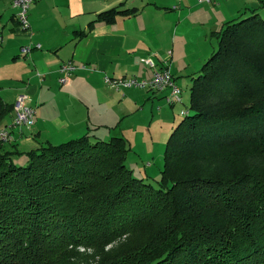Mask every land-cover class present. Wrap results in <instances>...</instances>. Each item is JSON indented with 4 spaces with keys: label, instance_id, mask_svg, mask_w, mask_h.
Segmentation results:
<instances>
[{
    "label": "trees",
    "instance_id": "obj_1",
    "mask_svg": "<svg viewBox=\"0 0 264 264\" xmlns=\"http://www.w3.org/2000/svg\"><path fill=\"white\" fill-rule=\"evenodd\" d=\"M138 12L112 8L89 25ZM214 34L157 187L131 174L121 136L38 143L16 151L24 166L0 148V264H88L78 247L121 238L95 264H264V19ZM13 106L0 96V129Z\"/></svg>",
    "mask_w": 264,
    "mask_h": 264
},
{
    "label": "crops",
    "instance_id": "obj_2",
    "mask_svg": "<svg viewBox=\"0 0 264 264\" xmlns=\"http://www.w3.org/2000/svg\"><path fill=\"white\" fill-rule=\"evenodd\" d=\"M173 1L39 0L29 7V27L26 30H21L15 14L8 11L7 22L0 30L2 42L4 40L0 46L5 45L0 56L9 58L12 54L13 59H26L27 89L32 86L37 88L34 100L28 96L27 102L35 109L34 124L30 130L14 129L10 134L12 146L20 143L38 147L45 142L57 145L90 135L89 130H97L102 124L103 121L98 119L113 115L111 103L116 102L117 93L112 88L108 91L104 86L105 77L122 80L129 75H138L148 79L150 76L147 77L140 60H153L158 56L152 54L149 35L171 28L177 32L180 25L193 15L201 13L207 16V12H212L209 7L203 8V5L216 9L220 6L217 0H211L209 4L199 3V0ZM7 2L10 7L11 0ZM176 3L178 6L175 8ZM187 4H190L189 9L183 10L182 5ZM165 5L172 7L163 11ZM112 8H137L139 12L134 17L118 16L111 23L100 21L89 25L97 18V14ZM196 23L207 24L202 20ZM37 44L41 49H32L22 56L20 50L23 47ZM167 58L157 60L158 63L155 60L153 62L159 68L169 69L176 83L169 66L171 61ZM66 62H72L76 70L66 85L58 82L62 86L58 87L53 80L61 76L58 69ZM151 94L154 98L165 100L169 92L151 91ZM91 100L97 105L95 112ZM115 112L124 115L122 108ZM12 119L4 120L2 127ZM2 147L4 150L6 146Z\"/></svg>",
    "mask_w": 264,
    "mask_h": 264
},
{
    "label": "rangeland",
    "instance_id": "obj_3",
    "mask_svg": "<svg viewBox=\"0 0 264 264\" xmlns=\"http://www.w3.org/2000/svg\"><path fill=\"white\" fill-rule=\"evenodd\" d=\"M217 1L220 3L217 9L203 5V8L209 7L212 12H207V16H203L201 13L193 15L194 17L192 16L190 20L187 19L185 23L180 25L177 32L171 28L169 31L163 30V32L149 35L148 42L151 43L152 54L158 55L153 61L155 60L158 63L157 60H166L167 57L171 61L169 66L178 84L177 87L181 90V103H175L171 106L166 102V98L165 100L160 97L154 98L153 94H151L152 90L150 91L148 87L137 89L136 87H120L118 90L114 89L113 91L117 93L115 97L116 102L111 103V107H114V110H112L113 115L107 116L104 119H98L99 121H103L101 122L102 124L97 127V130H89V133H93L96 140L105 141L110 140L111 137L121 136L124 140L128 141L129 149L126 152L125 158L127 167L130 168L131 174L135 178L139 180L143 179L145 182L152 184L153 188L162 182L160 178L161 170L164 169L163 156L169 137L183 119L182 111H187L190 108V87L193 86V82H191L192 77L200 71L201 66L206 63L218 47L219 42L214 32H219L223 28V24L227 22L246 19L254 13L258 15L259 19H264V0ZM173 2L171 0V2L167 3ZM202 2L204 3L205 0H202ZM7 3V0H0V30L1 26L7 22L8 15L6 13L10 11L9 13L16 14L17 12V9L11 7L10 2V7L7 6ZM170 5L163 6V11L169 10L172 7ZM174 5L176 8L178 3ZM182 6L183 10H188L190 4ZM200 20L206 21L207 24H197L196 22ZM171 21H169L170 24ZM4 46V44L0 46V51L3 50ZM26 63V59L24 60L21 57L13 59L12 54H10L9 58L0 56V96L7 104H14L17 96H23L25 103L29 102L30 98L34 100L33 96L36 94L37 88L32 86L30 89H27L28 76L25 74V69H27ZM141 65L145 68L146 71L144 72H146L147 77H150L147 79L145 76L129 75L127 79L136 78L138 82L150 83L153 70L143 64ZM57 80L58 77L56 80H53L54 84L62 87L58 84ZM103 84L109 91L111 86L106 83ZM91 102L94 105V101L91 100ZM96 107L97 105L93 106L94 112L97 109ZM121 108L124 110V115L115 112ZM10 144V141L9 143L0 142V148L5 145V151L14 153L11 156L13 164L19 166L26 165L28 162L26 155H18L16 151L27 153V151L36 146H26L20 143L12 146ZM124 240L123 238L118 239L115 243L113 242L106 246L104 250H100V252L78 247L76 252L84 255H78L76 257L77 261H86L88 264H95L97 260L102 262L104 260L103 253L109 252L111 248H118L119 243Z\"/></svg>",
    "mask_w": 264,
    "mask_h": 264
},
{
    "label": "built area",
    "instance_id": "obj_4",
    "mask_svg": "<svg viewBox=\"0 0 264 264\" xmlns=\"http://www.w3.org/2000/svg\"><path fill=\"white\" fill-rule=\"evenodd\" d=\"M39 0H11V5H13L14 9H17L15 14L16 19L18 20V24L21 27V30H26L29 27V19L27 18V10L29 7L35 2ZM211 0H206L205 3L209 4ZM202 3V0L198 1ZM2 42L0 37V43ZM32 49H41L39 44L32 46H25L20 50L22 56L28 54ZM142 64L149 67V69L153 70L152 79L149 82H138L135 79H107L104 78V83L110 85L112 89L118 90L120 87L122 88H145L148 87L150 91L155 92H165L168 91L169 94L166 96V102L173 106L175 103H181V90L177 87V84L173 81V77L170 74L169 69L159 68L153 60L150 58H143L140 60ZM76 70V66L72 62L62 63L58 69V73L61 76L58 78V82L60 85H66L68 80L73 76L74 71ZM188 111H182V115H185ZM35 119V109L29 104L25 103V99L23 96H17L14 106H13V119L5 126L0 129V141L1 142H9L11 140V132L14 129L25 128V130H30L34 124Z\"/></svg>",
    "mask_w": 264,
    "mask_h": 264
}]
</instances>
